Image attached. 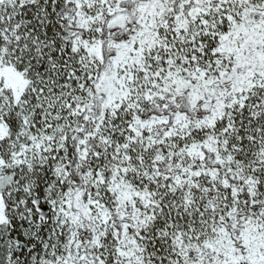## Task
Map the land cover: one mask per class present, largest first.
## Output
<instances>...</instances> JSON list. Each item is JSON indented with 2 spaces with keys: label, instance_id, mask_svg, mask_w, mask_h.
I'll return each instance as SVG.
<instances>
[{
  "label": "snow or ice",
  "instance_id": "1",
  "mask_svg": "<svg viewBox=\"0 0 264 264\" xmlns=\"http://www.w3.org/2000/svg\"><path fill=\"white\" fill-rule=\"evenodd\" d=\"M0 264H264V0H0Z\"/></svg>",
  "mask_w": 264,
  "mask_h": 264
}]
</instances>
